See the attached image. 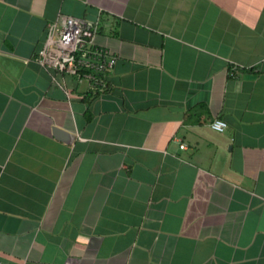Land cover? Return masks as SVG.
Returning <instances> with one entry per match:
<instances>
[{
	"label": "crops",
	"instance_id": "1",
	"mask_svg": "<svg viewBox=\"0 0 264 264\" xmlns=\"http://www.w3.org/2000/svg\"><path fill=\"white\" fill-rule=\"evenodd\" d=\"M60 13L104 93L37 61ZM0 261L264 264V0H0Z\"/></svg>",
	"mask_w": 264,
	"mask_h": 264
},
{
	"label": "built area",
	"instance_id": "2",
	"mask_svg": "<svg viewBox=\"0 0 264 264\" xmlns=\"http://www.w3.org/2000/svg\"><path fill=\"white\" fill-rule=\"evenodd\" d=\"M101 28L100 20L88 21L60 13L47 27L43 47L39 50L37 61L45 69L64 73L84 80L90 84L94 95L104 93L108 88L107 78L113 71L117 55L96 43ZM236 68L231 71L235 73ZM56 80L55 76L53 77ZM228 125L224 120L215 119L211 128L225 132ZM185 148V145H181ZM0 264H3L0 261Z\"/></svg>",
	"mask_w": 264,
	"mask_h": 264
},
{
	"label": "water",
	"instance_id": "3",
	"mask_svg": "<svg viewBox=\"0 0 264 264\" xmlns=\"http://www.w3.org/2000/svg\"><path fill=\"white\" fill-rule=\"evenodd\" d=\"M54 133L57 137L61 138L62 140H66L67 142L71 141V134L67 133L66 131L60 128L54 129Z\"/></svg>",
	"mask_w": 264,
	"mask_h": 264
}]
</instances>
